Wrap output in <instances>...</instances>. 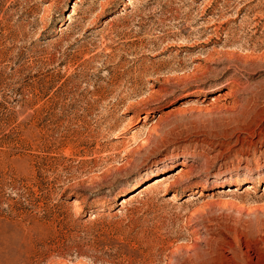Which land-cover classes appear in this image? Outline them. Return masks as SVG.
<instances>
[{"label": "rangeland", "instance_id": "374dc122", "mask_svg": "<svg viewBox=\"0 0 264 264\" xmlns=\"http://www.w3.org/2000/svg\"><path fill=\"white\" fill-rule=\"evenodd\" d=\"M204 209L264 251V0H0V264H185Z\"/></svg>", "mask_w": 264, "mask_h": 264}, {"label": "bare ground", "instance_id": "6f19581e", "mask_svg": "<svg viewBox=\"0 0 264 264\" xmlns=\"http://www.w3.org/2000/svg\"><path fill=\"white\" fill-rule=\"evenodd\" d=\"M228 95H230L229 92L225 93L222 98L228 97ZM222 98H219V99L222 100ZM219 99H216V100H219ZM162 178L163 177L152 180L149 183V185L143 186L144 187L143 189L145 190L146 188H149V187H158L162 185L165 186V188H168L171 184V182L169 181V178H167L166 180ZM125 202H126V199L122 200V203H125ZM210 210L208 209L202 210L200 212L199 217L202 219V221H205L208 223L212 221L211 223L217 226L218 220L216 219L214 214L210 212ZM237 217L239 218V216ZM238 218H237V221L239 220ZM237 221H235V223ZM235 223L233 227L237 228ZM216 226H211L207 231L208 232L207 235L209 237L208 238V245L210 247L209 250L205 251L202 254L198 253L199 255L187 257L185 264H264V251L259 247V245L256 242L255 243L252 242V240H249V244L247 245V243L245 242L247 232L245 234L242 233L244 229L242 230V232L239 231L240 228L234 230L235 234L232 236V234L230 233L232 232L231 229H230L231 231L229 232L228 230H225V229L222 230L220 227L218 226L216 227ZM241 228H244V226ZM246 230L248 231L249 229L246 227ZM243 245L246 247L247 249L246 251L243 250ZM250 245H252L253 247H249ZM224 247L227 249L225 250ZM222 248L229 254V256L224 255ZM250 249H252L253 251L252 252L253 256L251 255V252L249 253Z\"/></svg>", "mask_w": 264, "mask_h": 264}]
</instances>
